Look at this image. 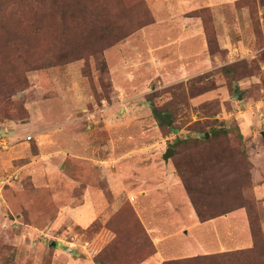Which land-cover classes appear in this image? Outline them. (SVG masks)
Returning a JSON list of instances; mask_svg holds the SVG:
<instances>
[{"label": "rangeland", "instance_id": "374dc122", "mask_svg": "<svg viewBox=\"0 0 264 264\" xmlns=\"http://www.w3.org/2000/svg\"><path fill=\"white\" fill-rule=\"evenodd\" d=\"M200 8L185 54L146 0H0V264H264V0L231 57Z\"/></svg>", "mask_w": 264, "mask_h": 264}, {"label": "crops", "instance_id": "0c3cea01", "mask_svg": "<svg viewBox=\"0 0 264 264\" xmlns=\"http://www.w3.org/2000/svg\"><path fill=\"white\" fill-rule=\"evenodd\" d=\"M202 1L213 12L216 40L220 49H226L228 51L226 55L231 57V46L239 39L234 40L232 37L234 24L230 4L239 0H146L154 21L143 26L141 30L147 32L155 27L162 30L164 42L156 48H159L158 50L163 49L164 52H171L173 45L177 44L183 46L185 54L187 52H202V48L207 52L208 40L204 21L202 17L195 14V11L202 9L200 8ZM241 11L245 14L247 8H243ZM214 59L218 60L219 57L214 56ZM225 64L226 62L223 65ZM87 211H90L89 207Z\"/></svg>", "mask_w": 264, "mask_h": 264}, {"label": "trees", "instance_id": "16d2710c", "mask_svg": "<svg viewBox=\"0 0 264 264\" xmlns=\"http://www.w3.org/2000/svg\"><path fill=\"white\" fill-rule=\"evenodd\" d=\"M261 3H263V0H259ZM195 14L199 15L200 17H202V12L197 10L195 11ZM152 16V20L149 23H145L143 26L148 25L150 23H152L154 21V17ZM203 19V18H202ZM204 21V20H203ZM205 23V22H204ZM142 26V27H143ZM161 112V111H160ZM171 113V112H170ZM173 118L174 115L173 113H171ZM175 120V118H174ZM172 131H177L178 129L176 127H171ZM220 132L218 131L216 128H214V134ZM186 139H181L178 138L177 141H175L174 146L179 145L181 141H184ZM174 148V147H173ZM197 213L199 218L202 216V213L200 210L197 209ZM204 219V218H202ZM210 219V218H209ZM207 219H204L203 221H205ZM251 249H254V247H252ZM248 251V250H247ZM252 251V250H251ZM248 253V252H244L243 249H239V250H235V251H226V252H219V253H215V254H210V255H204L202 256L203 259L213 262L215 264H231L232 261H234L235 259H237L238 257L243 256V254ZM251 253V252H250ZM196 259H192L190 260L189 258H184V259H173V260H166L164 261L163 264H189V261H197L199 260V258L201 257H195Z\"/></svg>", "mask_w": 264, "mask_h": 264}, {"label": "water", "instance_id": "95a60500", "mask_svg": "<svg viewBox=\"0 0 264 264\" xmlns=\"http://www.w3.org/2000/svg\"><path fill=\"white\" fill-rule=\"evenodd\" d=\"M244 91L240 90V86L238 84L235 85L233 97L241 100L243 98ZM152 112L155 115V117L160 121V125H166L168 127H171L174 124V118L170 112H160L154 107H152ZM208 133L206 134V137H208ZM175 149L173 147H168L163 154V159L165 161H168V159L174 154ZM50 244H53L51 241Z\"/></svg>", "mask_w": 264, "mask_h": 264}, {"label": "built area", "instance_id": "2783aa9c", "mask_svg": "<svg viewBox=\"0 0 264 264\" xmlns=\"http://www.w3.org/2000/svg\"><path fill=\"white\" fill-rule=\"evenodd\" d=\"M4 144H6V143H4Z\"/></svg>", "mask_w": 264, "mask_h": 264}]
</instances>
